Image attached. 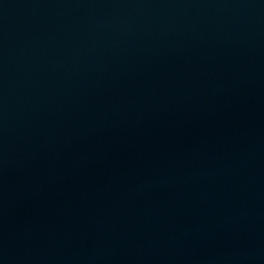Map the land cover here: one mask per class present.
<instances>
[{"label": "water", "instance_id": "water-1", "mask_svg": "<svg viewBox=\"0 0 264 264\" xmlns=\"http://www.w3.org/2000/svg\"><path fill=\"white\" fill-rule=\"evenodd\" d=\"M0 264H264V0H0Z\"/></svg>", "mask_w": 264, "mask_h": 264}]
</instances>
